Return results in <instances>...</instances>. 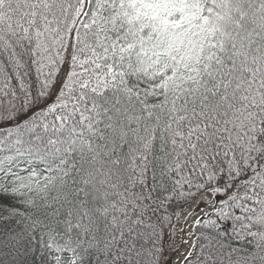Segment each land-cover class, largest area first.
Segmentation results:
<instances>
[{
    "label": "snow or ice",
    "instance_id": "1",
    "mask_svg": "<svg viewBox=\"0 0 264 264\" xmlns=\"http://www.w3.org/2000/svg\"><path fill=\"white\" fill-rule=\"evenodd\" d=\"M0 264H264V0H0Z\"/></svg>",
    "mask_w": 264,
    "mask_h": 264
},
{
    "label": "rangeland",
    "instance_id": "2",
    "mask_svg": "<svg viewBox=\"0 0 264 264\" xmlns=\"http://www.w3.org/2000/svg\"><path fill=\"white\" fill-rule=\"evenodd\" d=\"M176 247V245H173V248H175Z\"/></svg>",
    "mask_w": 264,
    "mask_h": 264
}]
</instances>
